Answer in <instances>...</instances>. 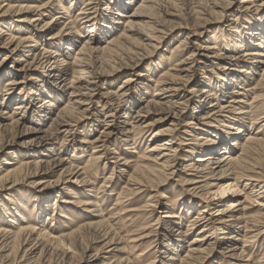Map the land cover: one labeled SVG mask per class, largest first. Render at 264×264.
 Listing matches in <instances>:
<instances>
[{
	"label": "bare ground",
	"instance_id": "obj_1",
	"mask_svg": "<svg viewBox=\"0 0 264 264\" xmlns=\"http://www.w3.org/2000/svg\"><path fill=\"white\" fill-rule=\"evenodd\" d=\"M134 1H113L108 10L107 20L104 22L106 25H100L99 34L106 37L114 30L113 23L117 18H124V22H119L123 25L120 36H110L106 39L107 42L104 46L97 48L95 46L99 39L89 41L93 36L91 34L79 43V47L73 52V57L70 52L77 43L74 42L72 34H65L68 30L67 26L63 25L55 33L48 34L47 37L43 35V41L37 39L35 41L27 34L19 37L14 35L16 32L25 33L29 27L33 28L42 22L38 30L42 33L49 30L50 26L56 22L54 23L52 20L44 22L46 16L44 13L48 11L47 9L55 7L54 0H3V4L0 3L2 17L12 14L16 16L30 15L20 21L26 26L15 25L12 22L0 23V41L3 42L0 46V54L6 55L0 61V72L6 69L4 76L9 78L6 87L9 89L5 91V96L0 102V153L9 151L17 144L6 141L7 134L24 130V132L35 135L33 140L21 143L22 149L25 150L24 153L13 152L9 155L10 160L4 159L1 163V189L4 190L9 181L14 182L22 177H39V180H44L52 178L58 173L57 179L50 181L48 186H58L59 182L67 175L73 179V183L64 187L63 190H66V194L76 195L78 191L71 193L70 191L73 190H70V187L75 183H80L83 187L81 195H88L86 198H91L87 193L90 192L97 196L108 187L107 184L111 182V177L106 178L96 192L86 190L91 183L84 177L87 175L86 167L80 169L79 163L87 151L85 152L83 148H75L73 154L67 157L66 146L70 142L65 143L60 151H56L54 141L57 135L62 132L71 134L74 129V125L71 123L78 120V117L82 119L83 115L89 112L91 105L100 103V100L103 105L108 104L109 101L112 103L110 104L111 110L104 118L114 120L101 121L105 122L104 126H106L104 131L100 132L102 135L99 137L102 139L97 137L89 141L85 138L81 141L84 145L90 144L93 149L104 146V144L96 145L113 136L114 132L122 135L124 137L122 141L127 142L129 134L140 127H134L136 125L132 127L131 119L137 120L133 123L138 124L152 115L161 114L162 118L158 119L164 120V122L171 117L169 127L154 134L153 139L150 140L154 145L145 153L149 155L141 159L148 160L155 168H149L145 164L133 166L134 170L128 178L125 191L116 194L114 208L109 219H105L101 215L99 201L84 200L83 197L74 196L75 201L70 203L66 199L61 201L62 204L70 203L75 208L83 207L82 212L89 216V221L67 235L54 237L40 216L42 211L47 208H45L47 202L43 201L36 207L38 211L35 218L37 220L34 224L32 222L17 224L14 228L15 221L19 220L10 219L9 223L13 225H0V264H50L58 252L61 253L62 258H66L69 253L65 248L71 253L80 251L84 255L94 252L88 259L94 262L101 260V264H141V255L130 258L129 252L131 251L128 252V249L134 250L136 244L140 242H143L140 245L147 244L146 249H148L152 247L149 243V239L152 237L157 240L156 246L152 250L158 254L160 251L157 249H159L161 253L160 256L157 254L155 256L154 253L155 257L146 264H208L210 258L217 253L219 255L218 264H238L243 262L246 248H251L252 251L257 250V247L262 243L261 240L264 238V181L257 173L250 175L249 172L252 171V168L248 163L249 155L262 142L257 137L259 127L254 128L255 133L251 130L261 122H259V115L252 116L250 111H241L240 107L245 104L244 98L247 96L248 90L256 92L259 87L264 85V0H237L238 5L236 4V6L232 0H207L206 10H200V7L197 12L206 16V19H203L204 26L212 21L217 22L221 16H226L233 5L238 13L236 15L248 18V20L243 27L237 26L233 28L235 30H231L233 36L224 35L221 39L216 37L218 33H215V37L214 35L209 36L208 39L214 41V43L211 42L212 44L205 42L204 45L195 44L196 40L193 43L189 42V36L178 40L173 45L170 54L176 58L192 50L191 54L186 57L185 55L180 56L175 68L169 70L172 73L163 70L160 77L155 80L152 77L157 72L155 69L140 71L144 57L139 52L148 48L154 49L155 44H151L152 42L161 44L166 33L160 28L165 23L168 24L169 20L179 18V15L170 9L171 12L162 11L161 19L157 17L159 11L163 10L162 3L171 6L169 0H138L132 5ZM131 5L130 12L126 15L121 14ZM61 10L63 15L67 14V8L63 5H61ZM81 14L88 15L89 13ZM115 17L116 19H114ZM207 17L209 18L207 19ZM57 19L59 17H56L54 21ZM236 20L234 19V22ZM14 29L15 33L13 34ZM63 30L65 31L63 32ZM77 34L78 32L75 31L74 35ZM191 34L196 36L195 33ZM236 34L239 35V38L235 36ZM135 36L137 39L132 38ZM198 37H200L199 34ZM127 41L134 45L132 49L123 47ZM239 49L242 51L236 55L229 54L232 53L230 50L237 51ZM7 54L19 57L14 59L12 67H9L8 70L6 68ZM105 67L108 69L107 71L103 69ZM124 70L131 73L118 86L116 93H111L108 89L100 90L102 93H97L99 83L101 84L105 78L115 76ZM195 70H202L209 74L214 73L216 79L212 80V77L204 76L202 81H197L193 75ZM257 70L260 71L259 77L263 76V79H259L261 82L254 80L253 76ZM37 72H42L44 78L41 80L35 78ZM142 72L151 74L150 78L146 80V75H143ZM206 73L205 75H207ZM18 76L21 77L16 80L15 78ZM137 76L141 81L146 80L157 89L154 91L153 99H147L140 104L136 109L135 116L131 117L129 114L132 106L127 102V96ZM251 81H255V86L248 89V84ZM228 88L231 89L228 90ZM63 95L68 98L66 107L57 109L55 115L49 119L51 123L48 125L49 128L41 130V128L27 126L33 124L36 127H41L55 107L49 96L62 98ZM141 96L144 95L141 94ZM97 97L99 99L96 102ZM263 97L264 95L254 97L252 102L259 101L263 105ZM15 101L18 103L13 107L12 113L8 112L9 103ZM191 104H194L191 109L193 112L195 110L193 115L197 118L193 119L194 117H192L182 125L180 119ZM121 111L123 112L121 118L126 121H120V124L126 127L130 126V130L115 128V124H112L115 123L116 113ZM77 115L79 116L77 117ZM244 117H247L251 124L249 133L246 134L243 141H240L241 133L245 132L243 131ZM220 124L221 128H219ZM196 131L200 134L196 135ZM180 132L186 137H193L194 143L186 142L190 140L184 138L179 140L178 147L188 148L191 155L204 154L196 156L195 164L192 161L186 162L188 163L186 167L189 168L187 171L196 172V175L184 183L186 187L184 192L192 193L190 195L195 196L194 198L202 203V207L200 208L199 203L193 205L192 201L189 203L178 201L180 199L178 197L172 206L173 211L161 217L160 221L157 220L163 225L162 229H154L156 224H152L146 230L147 234L145 235H128L127 238L118 236L114 232L113 226L109 225L111 219L118 218L123 221L131 214L136 213L137 210L132 209L133 196L140 194L141 188H148L151 191L159 188L161 179H167L173 175L174 165L179 156L174 141ZM56 152L57 154H55ZM95 152L98 151L93 150L87 155V162L90 165L98 159L93 156ZM218 154L220 156H217ZM17 156H26L25 158L28 160L18 159L16 163L10 162L14 158H18ZM119 158L120 156H117L115 161H119ZM130 163L133 162L123 160L122 166H128ZM209 164L211 165L210 169H208ZM165 171L169 173L167 174ZM159 176H161L160 179ZM243 182L244 185H242ZM244 190L248 193L243 195L242 191ZM110 194L112 192L109 189V196ZM238 197H244L245 202L256 203L261 213L255 217L246 216L241 201L237 200ZM53 200L56 205L55 201L57 200L55 198ZM1 209L2 216L12 217V212H8L5 208ZM145 209L146 214L151 215L157 214L163 208L155 203L145 205ZM191 214L194 216L190 219L188 216ZM18 215V218H22L20 214ZM13 216L16 218V215ZM60 218H66V216L61 214ZM186 219L190 220L185 226L183 221ZM49 221H51L50 218ZM86 236L93 237L91 241L89 240L88 246L86 245L88 244ZM240 245L241 247H239ZM100 254L108 255L110 258L104 262L105 260L103 257L100 258ZM258 264H264V257Z\"/></svg>",
	"mask_w": 264,
	"mask_h": 264
},
{
	"label": "rangeland",
	"instance_id": "obj_2",
	"mask_svg": "<svg viewBox=\"0 0 264 264\" xmlns=\"http://www.w3.org/2000/svg\"><path fill=\"white\" fill-rule=\"evenodd\" d=\"M113 1L115 0H54L55 7L53 6L51 9H47L49 12L47 11L46 13H44L46 16L44 17L45 19L43 18L44 22H48L51 20L54 23L56 22L55 24L50 26L49 30H47L45 33H42L40 32V30H38L40 29L38 27L42 25L43 23L42 22L38 26L35 25L34 26L36 27L35 29L34 27L33 28L29 27L28 31L25 33L24 32L15 33V29H14L13 34L15 33L14 35H16V37H19L22 35L24 36L25 34H27L31 36L33 40L35 41L36 39L39 41H43L44 40V38L42 40L43 35L47 37L48 34L55 33L58 29L63 27V25L67 26L68 30L67 32H65V34H69V33L70 35L72 34L75 40L74 42L77 43L75 44V46H73V49L70 52L71 56L73 57L74 55L73 52L75 51L77 47H79L78 46L79 43L83 41L84 39H86V37H88L91 34L93 36L90 38L89 41L92 42L97 38L99 39V42H97V45L95 46L97 48L104 46L105 43L107 42L106 39L109 38L110 36L113 35L114 37H116L122 34L121 32H122L123 25L120 23L124 22V18H121V17L117 18L116 22L113 23L114 30H112V32L109 33L106 37L104 35L99 34V28L101 27L100 25L102 24L106 25V23L104 22L107 20L108 10L111 7V3ZM137 1L138 0H135L132 5H134ZM169 1H171L169 2V5L171 6H168V5L166 6V4L164 5V3H162L163 7L161 8L163 10L159 11L158 13L159 16L157 17L161 19L162 15L160 14H162V11L163 12L165 10L169 11L171 9L172 12H174L175 14L177 13L179 15V18L171 19L169 20L170 23L168 22V24L165 23L164 25H162L160 30H163V32H165L166 35L164 36L162 35L164 39L161 44H156L155 42H152L151 44H155L154 49L148 48L144 50L143 52L142 51L139 52V54L141 53L144 57V59L142 60V68L140 69V71L142 70L144 71V69H147V70L155 69L157 72L155 75L152 76L154 80L160 77L163 70L166 72L172 73L169 70L172 68H175V65H177L179 62L178 60L180 56L185 55L186 57L187 55L191 54L192 50H189L186 53H183L182 55L176 58L173 57L174 55L170 54L173 45H175V43H177L178 40L183 39L186 36H189V42L193 43L194 40H196L195 44H199V43L203 44L204 42L207 44H212L211 42L214 43V41L209 40L208 39L209 36L211 37L214 35L215 37V33H218L216 37H219L220 39L224 35L233 36V33L231 32V30L232 31L235 30L233 28L237 26L243 27L246 21L248 20V18L246 19L240 15L239 16L236 15L238 14L236 12V7H235L236 4L238 3L237 0H232V3L233 4L235 3V6L233 5L232 9L228 10L229 12H227L226 16L224 17L221 16L217 19V22L212 21V23L206 26L203 25V22H204L203 19H206L205 18L206 16L202 14H198L197 12H199L198 8L200 7H201L200 10L202 9L206 10L207 0H196V1L195 0H169ZM0 3L3 4V0H0ZM5 4H8V2H5ZM61 5L67 8L66 15L62 14L63 11L61 10ZM132 5L127 10H124V12L122 11L121 14L126 15L128 12H130L132 9ZM83 12H87L89 14L83 15L81 14ZM25 15L16 16L12 14L11 16L2 17L0 14V23L12 22L15 25L26 26L20 22L21 20H24L25 18H28L30 16L28 14H25ZM56 17H59V19L54 21ZM208 18L209 17H207V19ZM114 19H116V17ZM234 19L236 20V22H234ZM64 31L65 30H63V32ZM75 31L78 32L76 36L74 35ZM191 33H195L196 36L195 37L192 36ZM198 34L200 37H198ZM235 36L239 38L238 34H236ZM132 38L137 39L136 36ZM1 41H0V46L3 44V42ZM131 43L132 42L127 41L123 45V47L125 46V49L126 48L132 49L134 45ZM251 49H254V48H251ZM230 51L232 53H229V54L236 55L237 53L242 51V49H239L237 51H233V50H230ZM2 52H5V51H2ZM1 54H0V61L4 56H6L5 54L4 55H1ZM7 56H8V59L6 61V64H7L6 68L8 70L9 67H12L13 65L12 63L14 59L19 58V57L9 55V54H7ZM103 69L105 71L108 70L106 67ZM5 72H6V69H3L0 72V102H2L3 97L5 96V93H6L5 91L9 89V88L8 89L6 88L9 78L4 76L6 74ZM214 72H217V71H214ZM130 73H131L130 71L124 70L123 72H118L115 76L105 78L104 82H101V84L100 83L98 84L97 89L99 91H97V93H99L100 90L103 91V89H108L111 93H116V91L118 90V86L122 83L125 77H127ZM205 73L206 72L205 71L202 72V70H195L193 73L195 80L202 81L203 80L202 77L204 76L212 77V80L216 79L214 73L209 74L207 72L206 73L207 75H205ZM256 73L253 76L254 80L260 81L261 79H263V76L259 77L260 71L258 72L257 70ZM142 74L146 75L145 76L146 80H148L151 76V74H148L146 72L145 73L142 72ZM20 77L18 76L15 79L19 80ZM35 78H38L39 80H41L44 78V74L42 72L38 73ZM146 80L141 81L138 76L135 77V81L131 86L130 92L128 93L127 102L130 103L132 106V110L129 114V116L131 117L135 116L136 109L137 107H139L140 104H142L147 99L148 100L153 99L152 96L154 94V91L157 88L152 87V84L146 82ZM139 82H141L140 85H138ZM136 85L138 86L136 87ZM248 86H249L248 89L253 88L255 86V81L254 82L251 81L248 84ZM231 88H228V90ZM248 91L249 92L246 93L247 96L244 98L245 104L241 105L240 109L241 111H244V110L250 111L252 116L259 115V118H260L259 122L261 123L259 125H255L253 127V130H251V132L255 133L256 130L254 128L256 126L259 127L257 137L259 138V140L262 141L261 145L256 147V150L252 152L248 157L249 167L252 168V171L249 173H251L250 175H252V173L253 174L257 173L258 176L261 177L262 181H264V119L262 120V118L264 117V104L262 105L261 103H259V101L252 102L253 100L252 98L264 95V85L259 87L258 90H256V92L254 90H248ZM141 94H143L144 96H141ZM49 97L53 101L55 105L54 107L55 109L53 108L52 112L49 114V116L47 117V119L45 120V122L43 123L41 127H36L33 124H29L27 125L29 126V128H37V129L41 128V130L49 128L48 125L51 124L49 119H51L55 115L57 109L59 108L58 110H60L66 107V104H67L66 101L68 99L66 95L61 96L62 98H59V97L54 98L52 96H49ZM98 99L99 98L97 97L96 102L98 101ZM133 102H135L134 105H132ZM17 103L18 101L9 103L10 107H9V110L7 111L12 113L13 111L12 109ZM107 103L108 104L103 105L102 100H100V103L98 104L95 103L91 105V107L89 108V112L85 113L82 119L81 117H78L79 115H77L78 120H75L71 123V125H74L73 126L74 129L72 132L74 134L72 133L68 134L64 132L59 133L57 135L56 140L54 141V145H55V150L60 151L65 143L70 142L66 146L67 151L65 153L67 154V157L73 154L75 148L85 149V152L87 151V154H85L84 158L79 163V168L82 169L86 167L87 169V175H85L84 177H86L87 180H89L91 185H89L86 188V190L96 192V190H98L99 187L102 185L103 181L106 178L111 177V182L107 184L108 187L103 189L102 192L97 196L94 193L92 194L90 192H87L91 196V198H86V196L88 195L80 194V193H83L81 191L83 187H82V184L80 183H75L71 185L70 187L71 188L70 190H73V191H70L71 193L76 192V190L79 193L77 192L76 195L66 194V190H63L64 187L70 185V183L71 184L73 183V179H70L71 177L67 175H65L64 178L61 180V182H59L58 186L57 185L48 186V183L50 181L52 182L57 179L58 173L55 174L52 178H48L44 180H39L40 179L39 177L38 178L22 177L14 182L9 181L8 184L5 185L6 190L5 189L3 190L0 188V225H7V226L13 225L9 223L10 219L19 220V221H15L14 228H16L17 224H25L28 222H32L34 224L35 221L37 220L35 218L37 211H38L36 207L41 202L46 201L47 203H45V208L46 207L47 208L44 209V211H42L40 215L41 219L44 220V222L46 223V227L49 228L50 232H52L54 237L61 236V235H67L71 233L72 231L77 230L76 228L80 227V225L85 224L89 221V218H88L89 216L85 215L84 212H82L83 207L75 208L72 204H70L73 201H75V199H73L74 196L77 198L83 197L84 200L85 199H91V200L95 199V201H99V206H100L99 210L102 211L101 215H103L105 219H109L110 215L112 214V209L114 208L113 206L115 204L116 194H118V192L120 191H125V187L127 186V183H128V178L134 170L133 166H137L138 164H145L149 168H155L152 166V163L148 162V160L143 161L141 159L149 155L145 153L148 151L150 147L154 145V143L152 144L150 140L153 139L154 134L156 133L158 134L159 131L160 132L163 131V128L166 129L169 127V125L171 124L170 122L171 117H169V119L166 120V122H164V120L158 119V118H162L161 114L152 115L148 118H145V120L140 121L138 124L133 123L134 121H137V120L131 119L130 124L132 125V127L133 125H136L134 127H138V126L140 127L134 129V131L131 130L133 132L129 134V139L127 140V142L122 141L124 139L122 135H119L118 133L114 132L113 136L109 137L106 140H103L101 144L96 145V146H101L104 144V146H101L97 149H93V147L90 146V144L84 145L81 143V141H83L85 138L86 140H89V141H92L96 139L97 137L100 138L99 136L102 135L100 132L104 131L105 129L104 127H106L104 126L105 122H101V121L107 120L108 122H110L114 120L111 118L110 119L104 118L105 115L111 110L110 104L112 103H110V101ZM192 107H194V104H191L190 108L187 109V111L184 112L183 117H181L180 122L182 125L187 123L190 119H192V117H194L193 119L197 118L195 115H193V113H195V110L193 112V110L191 109ZM122 114H123L122 111L117 112L115 115L117 116L115 118V123H112V124H115V128H120V129L125 128V129L130 130V126L126 127L125 125L120 124V121H126L121 118L123 117ZM190 115H191V118H190ZM244 119H245L244 120L245 123H244L243 131L245 132L241 133L240 138H239L240 141H243L245 139L246 134L249 133V127L251 124L250 121L247 119V117H244ZM223 121L225 122L226 120H223ZM146 125H149V126L147 127ZM219 128H221V124ZM220 131H223V130L220 129ZM196 132H197L196 135L200 134L198 131ZM34 137H35L34 134L24 132V130H20L19 132L13 131L11 134H7L6 141L15 142L17 143L16 144L17 146L15 145L13 148H11L9 151H6L5 153H0V169L2 167L1 163L3 162L4 159H8V160L11 159L9 156L11 153L13 152L24 153L25 150L22 149L21 143L29 142L33 140ZM184 138H189L190 141H186V142L194 143L193 137H189V136L186 137V135L182 134L181 132L178 134V137L175 139L174 143H175V147L178 148L179 156H178L177 163L174 165L175 168H174L173 175L169 176L167 179H161L162 182L159 188L152 190V191L149 190L148 188H141L140 194L133 196L132 209L137 210L136 213L131 214L130 217L125 218L123 221L119 220L118 218L111 219L112 221L111 223H109V225L113 226L112 228L118 236L127 238L128 235L129 236L130 235L131 236L140 235V234L145 235L147 234L146 230L149 227H151L152 224H156L154 229H158V228L162 229L163 225L160 224L159 222L160 218L164 217V215L170 214L173 211L172 206L173 204H175L178 197L180 198L178 201H183V203L184 202L189 203L191 201L193 202V205H197V203H199L197 198H194L195 196L190 195L192 193L187 194L186 192H184L186 190V187L184 185L185 181H187L188 179H193L195 177L194 175H196V172L187 171L189 168L186 167V165L188 164L186 162L192 161L193 164H195L196 163L195 161L197 159L196 156H203L204 154L191 155L188 148L178 147L179 140L184 139ZM93 150L98 151V152H95L93 155L95 156V158H98V159L96 161H93L92 165H90L87 162V155L90 154L91 151ZM236 151L237 149L235 148V152ZM114 152L116 155L114 154ZM55 154H57V152ZM117 156H120L119 161H115ZM217 156H220V154H218ZM17 157L18 158L16 159L14 158L13 161L11 160L10 162L16 163L18 159L28 160V158H25L26 156L25 157L17 156ZM123 160H129V161H132L133 163L128 164V166H122ZM210 168H211V165L209 164L208 169ZM165 172L167 174L169 173L168 171H165ZM160 178L161 176H159V179ZM155 183H157V181H155ZM242 185H244V182L242 183ZM109 189L112 192L110 196H109ZM240 189L242 190L243 188L241 187ZM246 193H248V191L246 190L242 191L243 195ZM94 197H96L97 199ZM54 198L57 200L55 201L56 205L53 200ZM66 199L67 201H70V203L62 204L61 201L66 200ZM237 200L241 201L242 203L241 205L245 209L246 216L255 217L259 215V213H261L260 212L261 210L257 206L256 203L245 202L244 197H238ZM155 203L157 204V206H161V208L163 209L161 211H158L157 214L156 213L151 214V215L146 214L145 211L146 209L148 210L149 208L145 209V205L155 204ZM199 204L201 205L200 206L201 208L202 203H199ZM1 208H5L6 210H8V212H12L13 215H16L17 219L14 218L13 215L10 218L9 216L7 217L2 216ZM18 214H20L22 218H18L19 216ZM61 214L66 216V218H60ZM192 216L194 215L191 214L188 217L191 219ZM49 218L51 219V221H49ZM93 219H97V218H93ZM190 219L184 220L183 224L186 226L187 221ZM183 228H186V227H183ZM92 238L91 236L87 237L86 243L88 244L85 243L87 246L89 245V242L92 240ZM129 238H135V237H129ZM149 240H150L149 243H151L152 247L146 249L147 244L140 245L143 243V242H140L136 244L137 246L134 250L128 249V252L131 251L129 252V257L134 258L137 255H141L140 256L141 264L142 263L146 264L151 258L157 255L160 256L161 250L157 249L158 251H160V253L158 254L155 252V250H152L153 247L156 246L157 240L154 237L150 238ZM144 241H148V240H144ZM261 241L262 243L260 244L259 247H257V250L255 249L252 251L251 248H246L244 260L243 262H239L238 264H258L261 261V259L264 257V238ZM239 247H241V245ZM65 250L66 252L69 253L65 259L62 258V256H60L61 253L58 252L55 255V257L52 258V262L50 264H101L100 263L101 260H97L96 262L92 260L93 261L92 262L90 259H88V257L94 254V252H91V253L88 252L86 253V255H84L80 251H78L77 253H71L70 250L66 248ZM154 253H155V256H154ZM72 255H73V259L71 260ZM102 257L105 260L104 262H106V260L110 258V256L108 255L100 254V258ZM218 258H219V255L217 253L215 254V256H212L210 258V261L208 264H218V261H217Z\"/></svg>",
	"mask_w": 264,
	"mask_h": 264
}]
</instances>
